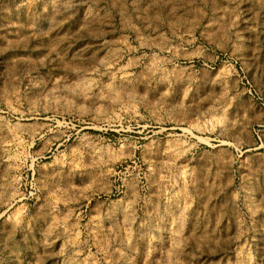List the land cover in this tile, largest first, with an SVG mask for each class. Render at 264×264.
<instances>
[{
  "label": "rangeland",
  "instance_id": "rangeland-1",
  "mask_svg": "<svg viewBox=\"0 0 264 264\" xmlns=\"http://www.w3.org/2000/svg\"><path fill=\"white\" fill-rule=\"evenodd\" d=\"M0 264H264V0H0Z\"/></svg>",
  "mask_w": 264,
  "mask_h": 264
},
{
  "label": "bare ground",
  "instance_id": "bare-ground-1",
  "mask_svg": "<svg viewBox=\"0 0 264 264\" xmlns=\"http://www.w3.org/2000/svg\"><path fill=\"white\" fill-rule=\"evenodd\" d=\"M163 50V49H162ZM174 52V51H173ZM160 53V52H159ZM169 53L170 51L168 50H163L160 54H154V56L156 57V65L159 66V68L157 67V70H165V74H170L171 72H174L176 70H181L183 69V67L181 68V63L180 60H182V58H172L171 56H166L165 54ZM172 53V50H171ZM184 59V58H183ZM184 70V69H183ZM185 72V71H184ZM187 72V71H186ZM188 73V72H187ZM194 73V72H193ZM191 74V72H190ZM167 75V76H168ZM177 76V75H176ZM15 115H18L17 113H14ZM12 118V117H11ZM15 119V122H12L10 120V124L13 128L17 129L20 131L21 135H24V133L28 130V128L30 129V127L35 126L38 122V120H40L39 116L33 115V114H24L22 113L21 115H19L18 117H13ZM10 119V118H9ZM27 133V132H26ZM20 135V134H19ZM16 137V136H15ZM22 137V136H21ZM31 137L32 140L35 139L37 137L36 133H31ZM18 142V141H17ZM259 200V199H258Z\"/></svg>",
  "mask_w": 264,
  "mask_h": 264
}]
</instances>
